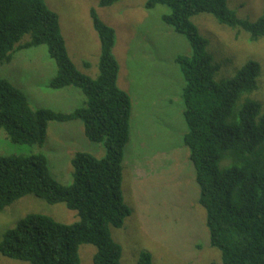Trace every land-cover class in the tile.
Wrapping results in <instances>:
<instances>
[{
  "label": "trees",
  "instance_id": "obj_1",
  "mask_svg": "<svg viewBox=\"0 0 264 264\" xmlns=\"http://www.w3.org/2000/svg\"><path fill=\"white\" fill-rule=\"evenodd\" d=\"M121 1L99 0V5L109 8ZM228 2L147 0L145 8L167 7L170 12L162 16L163 23L184 36L192 48L191 55L177 56L176 63L186 83L184 144L200 188L198 201L206 210L211 246L221 252L223 264H264V112L258 103L247 102L233 113L239 97L257 88L261 65L249 62L235 78L216 82L219 66L192 21L208 14L222 25L245 31L252 41L264 38V13L256 21L242 20ZM91 17L101 43L96 79L77 70L58 16L44 0H0V64H10L20 51L45 45L57 66L49 88L73 87L86 98L72 112L34 110L26 94L0 76V131L12 144L43 148L51 124L80 121L87 140L106 150L102 158L76 152L70 185L54 178L44 154L0 156V213L33 195L50 205L64 203L79 217L68 225L43 214L25 216L4 233L0 258L29 264H81V246L92 245L97 249L94 264H122L123 249L111 230L123 227L131 216L122 181L133 103L118 83L116 31L96 10ZM137 264H153L151 253L141 252Z\"/></svg>",
  "mask_w": 264,
  "mask_h": 264
},
{
  "label": "rangeland",
  "instance_id": "obj_2",
  "mask_svg": "<svg viewBox=\"0 0 264 264\" xmlns=\"http://www.w3.org/2000/svg\"><path fill=\"white\" fill-rule=\"evenodd\" d=\"M44 2L58 16L77 70L93 79L100 74L101 43L92 10L116 31L118 83L133 103L122 181L131 216L123 227L111 230L123 249L122 264H137L144 251L151 253L153 264H223L221 252L210 243L206 210L199 204L200 188L184 144L187 127L182 94L186 83L176 58L191 55L192 48L184 36L163 23L162 16L169 9L159 5L147 10V0H123L109 8L100 7L99 0ZM228 4L242 20L256 21L264 13V0H229ZM192 21L208 41L207 50L219 66L216 82L235 78L249 62L261 65L257 88L239 97L233 113L247 102L258 103L264 112V38L252 41L245 31L222 25L208 14L197 15ZM56 72L45 45L20 51L10 64H0V76L21 88L34 110L72 112L83 106L86 98L79 89L49 88ZM68 91L72 93L68 95ZM49 129L43 148L12 144L0 131V156L44 154L54 178L70 185L71 160L76 152L86 150L98 158L106 155L104 146L89 142L78 125L53 123ZM29 214L47 215L68 225L79 220L77 212L64 203L50 205L29 195L0 213V241ZM96 252V247L82 245L81 264H94ZM0 264L29 263L1 257Z\"/></svg>",
  "mask_w": 264,
  "mask_h": 264
},
{
  "label": "crops",
  "instance_id": "obj_3",
  "mask_svg": "<svg viewBox=\"0 0 264 264\" xmlns=\"http://www.w3.org/2000/svg\"><path fill=\"white\" fill-rule=\"evenodd\" d=\"M3 77V76H2ZM13 83V82H12ZM13 85L15 86V87H17L18 89H20L21 90V88H19L18 86H16L14 83H13ZM72 87H70L69 89H71ZM64 90V89H63ZM22 91V90H21ZM60 91V90H59ZM72 93V91H68V95L69 94H71ZM76 94H78V93H76ZM83 94V93H82ZM80 121H74V122H69V123H60V124H62V125H78L79 127H81V129H82V133H83V124L81 125V123H79ZM49 132H50V129H49ZM84 151H86V150H84Z\"/></svg>",
  "mask_w": 264,
  "mask_h": 264
},
{
  "label": "bare ground",
  "instance_id": "obj_4",
  "mask_svg": "<svg viewBox=\"0 0 264 264\" xmlns=\"http://www.w3.org/2000/svg\"><path fill=\"white\" fill-rule=\"evenodd\" d=\"M204 253H206V252H204Z\"/></svg>",
  "mask_w": 264,
  "mask_h": 264
}]
</instances>
